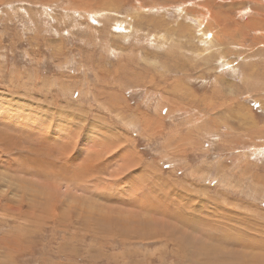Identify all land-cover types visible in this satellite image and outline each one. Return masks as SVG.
Here are the masks:
<instances>
[{
    "label": "rangeland",
    "instance_id": "rangeland-1",
    "mask_svg": "<svg viewBox=\"0 0 264 264\" xmlns=\"http://www.w3.org/2000/svg\"><path fill=\"white\" fill-rule=\"evenodd\" d=\"M0 140V264H264V0H0Z\"/></svg>",
    "mask_w": 264,
    "mask_h": 264
},
{
    "label": "bare ground",
    "instance_id": "bare-ground-1",
    "mask_svg": "<svg viewBox=\"0 0 264 264\" xmlns=\"http://www.w3.org/2000/svg\"><path fill=\"white\" fill-rule=\"evenodd\" d=\"M209 2H210V1H209ZM207 16H208V15H207ZM40 87H41V86H40ZM209 93H210V92H209ZM7 103H8V102H7ZM12 107H13V106H12ZM107 107H108V106H107ZM112 107H114V106H112ZM164 114H165V113H164ZM14 115H15V114H14ZM127 117H128V116H127ZM29 119H30V118H29ZM11 136H12V135H11ZM22 136H23V135H22ZM48 137H49V136H48ZM48 137H47V138H48ZM102 137H103V136H102ZM0 141H1V140H0ZM112 142H114V141H112ZM66 144H67V143H66ZM118 144H119V143H118ZM70 145L72 146V144H69L68 146H70ZM65 146H66V145H65ZM71 146H70V147H71ZM91 146H92V145H91ZM116 147H117V146H116ZM118 147H119V146H118ZM72 148H73V147H72ZM41 150H42V149H41ZM69 150H70V149H69ZM46 151H47V149H46ZM65 152H66V151H65ZM128 152H129V151H128ZM67 153H69L68 150H67ZM49 154H50V153H49ZM129 154H130V153H129ZM18 155H19V154H18ZM119 155H120V154H119ZM80 156H82V155H80ZM83 156H84V155H83ZM90 156H91V155H90ZM129 156H130V155H129ZM18 158H19V157H18ZM77 158H78V157H77ZM77 158H76V159H77ZM90 158H91V157H90ZM124 158H125V157H124ZM16 159H17V158H16ZM78 159H79V158H78ZM80 159H81V158H80ZM83 159H84V158H83ZM92 159H94V158H92ZM125 159H127V158H125ZM19 160H20V159H19ZM47 160H48V159H47ZM88 160H89V159H88ZM90 160H91V159H90ZM130 160H131V159H130ZM130 160H129V161H130ZM133 160H134V159H133ZM133 160H132V161H133ZM77 161H78V160H77ZM84 161H85V160H84ZM108 161H109V160H108ZM129 161H128V162H129ZM134 161H135V160H134ZM49 162H51V161H49ZM86 162H87V161H86ZM109 162H111V161H109ZM109 162H108V163H109ZM58 163H59V162H58ZM75 163H76V162H75ZM101 163H102V162H101ZM125 163H126V162H125ZM130 163H132V162H130ZM130 163H129V165H130ZM50 164H52V162H51ZM55 164H56V163H55ZM83 164L86 165V163H83ZM94 164H95V163H94ZM7 165H8V164H7ZM9 165H10V164H9ZM75 165H76V164H75ZM85 165H84V166H85ZM90 165H91V164H90ZM101 165H102V164H101ZM122 165H123V164H122ZM127 165H128V164H127ZM133 165H134V164H133ZM133 165H132V166H133ZM21 166H22V165H21ZM50 166H51V165H50ZM80 166L82 167V165H80ZM124 166H125V164H124ZM124 166H123V167H124ZM10 167H11V165H10ZM87 167H88V166H87ZM125 167H126V166H125ZM125 167H124V168H125ZM127 167H128V166H127ZM127 167H126V168H127ZM14 168H15V166H14ZM18 168H19V167H18ZM79 168H80V167H79ZM82 168H84V167H82ZM85 168H86V167H85ZM120 168H121V167H120ZM120 168H119V169H120ZM80 169H81V168H80ZM86 169H87V168H86ZM36 170H37V169H36ZM124 170H125V169H124ZM124 170H123V171H124ZM79 171H80V170H79ZM88 171H89V170H88ZM81 172H84V170H82ZM38 173H39V172H38ZM41 173H42V172H41ZM56 173H57V172H56ZM89 173H90V172H89ZM122 173H123V172H122ZM63 174H64V173H63ZM36 175H37V174H36ZM56 175H58V174H56ZM76 175H77V174H76ZM79 175H80V174H79ZM81 175H82V174H81ZM41 176H42V175H41ZM88 176H89V175H88ZM23 177H24V176H23ZM58 178H60V177H58ZM16 179H17V178H16ZM24 179H25V178H24ZM28 179H29V178H27V180H28ZM33 179H35L34 176H33ZM85 179H86V178H85ZM30 180H31V179H30ZM28 181H29V180H28ZM37 181H38V180H37ZM96 182H97V181H96ZM30 183H31V182H30ZM81 183H82V182H81ZM81 183H80V184H81ZM24 184H25V183H24ZM76 184L79 185V182H77ZM113 184H114V183H113ZM117 184H118V183H117ZM83 185H84V183H83ZM79 186H80V185H79ZM77 187H78V186H77ZM78 188H79V187H78ZM78 188H77V189H78ZM118 188H119V187H118ZM9 189H10V188H9ZM79 189H80V188H79ZM57 191H58V190H57ZM99 191H100V190H99ZM27 192H28V191H27ZM63 192H64V191H63ZM125 192H126V191H125ZM68 193H70V192H68ZM84 193H86V192H84ZM126 193H127V192H126ZM131 193H132V192H131ZM63 194H64V193H63ZM70 194H71V193H70ZM119 194H121V193H119ZM67 195H69V194H67ZM71 196H72V195H71ZM74 196H75V195H74ZM85 197H86V196H85ZM132 197H134V196H132ZM72 198H73V196H72ZM130 198H131V197H130ZM132 199H133V198H132ZM47 200H48V199H46V201H47ZM138 200H139V199H138ZM138 200H136V201H138ZM136 201H133V202H136ZM131 202H132V201H131ZM136 203H137V202H136ZM141 203H142V202H141ZM28 204H29V203H28ZM59 204H60V203H59ZM69 209H70V208H69ZM80 224H81V223H80ZM246 246H248V245H246ZM217 262H219V261H217ZM224 262H225V261H224ZM235 264H236V263H235Z\"/></svg>",
    "mask_w": 264,
    "mask_h": 264
}]
</instances>
